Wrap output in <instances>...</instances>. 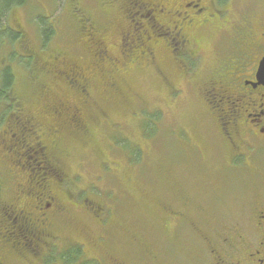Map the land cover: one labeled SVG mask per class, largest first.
<instances>
[{
	"label": "flooded vegetation",
	"instance_id": "obj_1",
	"mask_svg": "<svg viewBox=\"0 0 264 264\" xmlns=\"http://www.w3.org/2000/svg\"><path fill=\"white\" fill-rule=\"evenodd\" d=\"M121 1L118 19L121 25L127 24V31L120 30L115 37L122 45L127 39L130 49L123 47L125 50L120 53L124 55L130 50L144 54L147 66L158 70L164 80L172 74L170 66L190 71L192 75L182 80L183 86H170V91L174 89L171 100L176 102L186 89L194 92L195 87L198 97L189 93V99L194 96L197 106L205 101L226 105L229 109L226 119L216 120L209 114L204 118L215 124L218 131L214 136L229 148L228 153L247 155L249 161L254 160L253 150L257 151V145L264 147V85H253L258 63L264 56V0ZM234 40L246 44L239 46L240 60L232 57L237 52L231 48ZM106 42L97 44L105 47L109 45ZM224 54L230 55L227 59L234 65L222 60ZM130 68L126 63L121 69ZM25 104H15L13 111L23 113ZM65 109L69 106L61 104L55 116L34 114L18 119L22 133L12 132V126L0 125V163L14 156L10 162L14 165L21 166L20 161L24 160L28 166L42 165L47 172L45 176L57 173L58 177L33 179L31 175L18 173L4 179L0 175V264H25L33 260V264H39L42 248L60 244L55 233H67L60 225L66 223V214L73 207L89 203L86 199L75 200L71 180L56 171L59 168L50 153L52 136L65 123ZM254 170L263 176L262 183L254 188L246 212L233 223L224 224L216 218V223L211 218L210 222L191 221L187 217L191 210L210 214L191 206L185 196L183 200L178 197L177 206L167 203L160 207L165 214L160 222L163 228L175 233L185 224L199 239V246L193 244L188 260L179 264H264V168ZM6 238L13 243L11 249L6 248ZM45 260L48 264L49 260Z\"/></svg>",
	"mask_w": 264,
	"mask_h": 264
},
{
	"label": "rangeland",
	"instance_id": "obj_2",
	"mask_svg": "<svg viewBox=\"0 0 264 264\" xmlns=\"http://www.w3.org/2000/svg\"><path fill=\"white\" fill-rule=\"evenodd\" d=\"M81 2H83V8L92 13L96 25H102L105 19L102 15L109 18L112 16V10L104 14L99 9H102V6L106 7L100 0H81ZM67 10L66 0H28L25 6L12 10L9 23L14 26L13 20L17 19L18 25L15 24L14 27L21 26L32 45L38 43L40 39L39 19L45 25H55L56 35L54 34L52 42H56V45H65V47L70 46L71 50L65 48L71 54L69 56L84 63L87 57L83 55L82 42L71 36L72 34L74 36V33L70 28L68 21L70 13ZM109 23L108 30L103 33L105 37L102 38L105 43L108 41L109 46L117 47L121 44L118 43L119 39L115 37V34L120 30L125 33L127 24L119 25V28ZM67 40L69 42H66ZM126 41L127 39L124 40ZM18 55L21 54H15L16 57ZM22 69L23 67L19 64L15 70L20 80ZM158 72L152 67L134 69L132 72H119V77L123 78V81L121 80V85L116 88L117 95L116 98L113 97L114 100L106 99L98 90L93 91L92 106L88 113L89 116H94V121L90 124L91 133L95 138L93 145L90 143L79 146L78 142H71L70 152L72 154L66 158L65 166L68 175L72 178L70 179L72 180L71 190L75 200L81 201L87 198L93 203L95 201L120 208L122 212L111 214L110 224L121 230L125 237L131 234L139 236L142 242L153 250L159 249L162 243L166 242V239L160 238L163 237L162 232L167 236L173 235L172 242H167V244L175 249L178 255L172 257L166 253L165 260L166 264H179L181 260L185 262L189 258V256L180 254L189 255L193 244L199 246V239L185 224L180 226L175 233L163 228L160 222L165 214L160 207L165 202L177 206L178 197L181 196L183 200L185 195L191 206L201 207L210 214L208 216L191 210L187 214L191 221L207 220L210 222L212 219L211 222L216 223L214 221L216 218L224 224H230L239 220L252 201L255 194L254 188L262 183L260 180L263 177L247 163L251 162L254 168H264V147L261 148L262 146L256 144L257 151L252 152L254 160L249 161L247 155L232 153L231 161L233 160L236 166H233L231 161L228 163L229 150L222 147L218 136H214V132L216 134L218 131L217 127L211 120L204 118L202 105L179 104L178 99L175 103L169 102L166 97L167 93L159 83L158 78L161 75ZM119 77L117 76V79ZM45 81L44 83L47 84L43 86L44 91L42 88V92H39L38 99H35L34 95L32 100H28L30 97H27V93L33 87L31 83L18 88L26 100L25 111L36 109L31 105H41L53 99L70 97L66 91H63L62 86L52 82L49 84V79ZM181 83L177 82L175 85L179 87ZM188 94L187 91L186 96ZM187 98L195 102L194 96ZM181 100L182 94H180V102ZM159 109L162 111L164 122H160L159 125L158 122L154 124L157 131L153 139H148V135L144 133L147 127L144 129L143 125L140 126L138 120H141V124L149 122L147 116ZM139 110L141 112H138ZM134 113H136L135 116H133ZM108 124H114L113 128L116 132H112ZM158 128H162L163 134L158 133ZM110 129L111 136L108 135ZM152 134L153 132L149 135ZM117 136L124 137L121 140L140 149L136 164L129 161L132 159L130 153L124 155L120 148L115 149L117 152L110 149L111 142L113 146H117L113 144L114 140L118 139ZM192 136H195L199 142L205 141L203 146L196 141L197 145H200V151L198 146L195 148L196 144ZM124 150H128V147L125 146ZM15 158L14 156L10 158L9 163ZM102 161H105V164L101 167L99 164ZM160 164L164 166L161 167ZM106 169L109 170L106 172ZM90 188L92 191H89ZM84 189L86 190L83 192ZM80 193H82L81 197ZM65 219H68L65 220L68 222L65 224L66 235L67 237L72 236L73 242H85L86 235L76 234V231L81 228H90L95 234H103L108 238L104 246L112 249L113 252L114 248L118 250L123 245V241L113 238L109 229L107 230L108 235L102 227L94 223L83 210L82 205L80 208L73 207ZM180 238L186 242H180ZM82 248L86 250L85 247ZM89 252L91 251L88 250Z\"/></svg>",
	"mask_w": 264,
	"mask_h": 264
},
{
	"label": "trees",
	"instance_id": "obj_3",
	"mask_svg": "<svg viewBox=\"0 0 264 264\" xmlns=\"http://www.w3.org/2000/svg\"><path fill=\"white\" fill-rule=\"evenodd\" d=\"M66 1L68 5L67 11L70 13L68 21L70 22V28L74 33V36L73 34L71 36L73 39L78 38V41L82 42L81 44L84 52L83 55L84 57H87V61L84 63H80L75 58L69 56L71 54L68 53V50L66 49L70 48L71 50L72 48L70 46L66 45L65 47V45H56V42H52V39L56 35L55 25H45L43 22H41V19H39L38 21L41 24L39 30L40 39H38V43L32 45L27 39L25 33H23L22 27H14L15 24L18 25L17 19L13 20L15 23L14 26L9 23V17L12 10L25 6L28 0H0V125L4 124L5 126H12L14 129L12 132L20 131L22 133L23 130L18 125V119H22L26 115L34 114L55 116V114H59L57 113L59 105H68L69 109H65L64 111L65 123L62 124L60 128L56 129L55 136H52L53 138L49 143V147L51 149L50 153L53 154L55 159V165L59 168V170L57 169L56 171L64 173V179L70 180L72 178L68 175L65 163L66 158L72 154L70 152L71 142H78L80 144L79 146H81V144L89 145L90 143L93 145V140L95 139L91 133L90 127V124L94 121V116H89L88 114L89 108L92 106L93 91L98 90L101 95L106 97V99L112 98L111 100H114L117 95L116 88L117 86L121 85L120 81H123V78L120 79L118 74L119 72L123 71L121 68L124 67L126 63H129L131 68L127 71L132 72L134 69H147L148 66L147 57L144 54L135 53L130 50L124 55L120 53L129 47L127 44L128 41L123 42L124 45L121 44L117 47L112 45L110 46L111 48L108 44H106L105 47L97 44L98 42L104 40L102 38L105 37L103 33L108 30L110 24L109 22L113 23L114 26L119 28L120 26H123L121 25V21L118 19V10L123 1L100 0L101 3L106 6H102V9L99 8L104 14H108V12L112 10V16L110 18L101 14L102 17L105 18L102 25H96V21L92 16V13L89 12V10L83 8V2H81V0ZM104 8L108 10H103ZM9 24L11 26H9ZM66 42H69V40ZM242 42H246L245 39ZM245 45L246 44L242 45L237 43L234 40V43L231 44V48L233 47V49H237V52H235L234 56L232 57L240 60L241 50L239 49V46L244 47ZM249 45L250 44H248V50ZM123 47H125V49ZM16 53L21 55L16 57ZM224 55L225 56L222 57V60H229L232 62L230 58L227 59V56H230L229 54ZM19 64L23 67L21 72V80L18 79L15 71L16 66L19 67ZM232 64L234 65L233 62ZM162 69H164V67ZM162 69H160V71L166 74L167 72L163 71ZM170 69H172V74L168 75L167 80H164L162 76H159L158 79L161 88H164L165 92L167 93V100L169 102L171 101L172 103H175V101L173 102L171 100L173 97L172 91L174 89L170 91V86H176L175 83L182 82L183 79H186V76L188 77V75H192V73L180 66L179 68H172L170 66ZM117 76L119 77L118 79ZM48 79L49 84L52 82L62 86L63 91H66L70 97L66 96V98L62 99H53L47 103H41V105H31L36 107V109H32L31 111L26 110V113L25 111L23 113H19L17 112V109L16 111H13L16 106L15 104L18 105L19 102H26L24 97L18 91L20 86H25L26 83H31L33 87L32 90L27 93V97H30L28 100H32L34 95L35 99H38L39 92H42L44 84H47L44 83V81L46 80L45 82H47ZM192 89L195 93L191 92L189 89H186L182 94L181 102L179 96V104L188 103L191 105L196 103L187 100V97L189 96V94L186 96L187 91L191 93V95H195L197 93L195 87H192ZM169 91L171 92V95L169 94ZM201 105L204 108H202V110L205 115L209 114L213 119L216 120H218V118H227L226 115L228 114L227 111L229 109L226 108V105L216 101H205ZM138 112L141 111L139 110ZM136 113H134L133 116H135ZM102 116H104V114ZM162 116V111L159 109L147 116V121L149 122H143L141 124V120L137 119L140 126L143 125L144 129L147 127V131L143 132L148 135V139H153L154 133L157 131L154 124L158 122L159 125L160 122H164L162 120ZM5 126H3V128H6ZM16 126H18L17 129ZM108 126V128L113 130L112 132H116L115 128H113V126H115L114 124H108ZM111 129L108 134L110 136L112 133ZM158 129V133L160 132L163 134L162 128ZM165 131L167 132V130ZM151 132H153V134L149 135ZM117 138L118 139L114 140L113 144L119 147L113 146L111 142L109 144L110 149L116 151L120 148L124 155L125 153H128V155L130 153V155H132V159L129 161L136 164L137 162L135 161L139 158L141 152L140 149L136 146H131L124 140H121L124 137L117 136ZM192 138L193 141H198L195 136H192ZM112 140L113 139H111V141ZM203 145L204 144H201V146ZM125 146L128 147V150H124ZM197 146H199L198 149L200 151V145ZM9 147L10 145L7 143V148ZM224 148L229 149L227 146ZM231 154L232 152L228 153V159H230ZM229 162L230 160L228 163ZM20 163L21 166L9 163V160L6 163H0V175L3 176L4 179L15 177L18 175V173L24 175L25 177H27V175H31L33 179H41L42 177H49L53 179L58 178L57 173H52L50 176H45L44 173L46 171L42 165L40 168H38L34 165L28 166L27 162L24 160L20 161ZM104 164L105 161H102L99 165L102 167ZM231 164L236 166L233 160L231 161ZM247 164L250 165L254 170L251 162H248ZM160 166L163 167L164 165L160 164ZM108 170L109 169H106L105 171L107 172ZM85 190L86 189H84L83 192ZM89 191H92V188H90ZM82 193L80 194L82 195ZM85 199L87 200V198ZM87 201L89 203L83 204L84 207L82 206V208L86 211L88 217L93 220V222L96 223L100 228L102 227L105 230L104 232H107L106 234L109 235V232L107 231L109 229L110 234H113V238L115 240L123 241V245L120 246L123 250L120 248L118 250L114 248L113 252L112 249L106 248L104 244L108 238L103 234H95L90 230V228H88L89 230L87 228H81L76 231V234L84 233L86 235V240L84 239L86 243L84 241L73 242L74 239H71L72 236L67 237V233H60L57 231L55 234L59 236L58 243L60 244L57 246L46 245L44 249L42 248V251L39 255V264H47L45 258L49 260L48 264H166V253L172 257H176L178 255L175 249L167 244V242H172L171 240L173 235L167 236L162 232L163 237L161 236L160 238L166 239V242L164 244L162 243V246H160L159 249L153 250L149 248L146 243L142 242V239H140L139 236L131 234L125 237L123 233H121V230H118L117 227L110 224L111 214H114L115 212H122L120 208L103 205L95 201L94 203L89 200ZM167 203L169 202H165L164 204ZM67 223L68 222L65 224ZM65 224H60L61 228L65 229L63 231H66L67 228ZM154 238L158 237L154 236ZM183 241L185 240L180 238V242ZM4 242L6 243L7 249H11L13 247V243H11V241L7 238ZM82 247H85L86 250H84ZM22 248L24 249L25 247L22 246ZM163 248L164 251H162ZM88 250L91 252L88 253ZM178 252L181 253V251ZM180 255L188 256V254L185 253ZM33 261L31 263L25 264H33Z\"/></svg>",
	"mask_w": 264,
	"mask_h": 264
},
{
	"label": "water",
	"instance_id": "obj_4",
	"mask_svg": "<svg viewBox=\"0 0 264 264\" xmlns=\"http://www.w3.org/2000/svg\"><path fill=\"white\" fill-rule=\"evenodd\" d=\"M256 83L253 85L261 84L264 85V56L260 59L258 63V68L255 74Z\"/></svg>",
	"mask_w": 264,
	"mask_h": 264
}]
</instances>
